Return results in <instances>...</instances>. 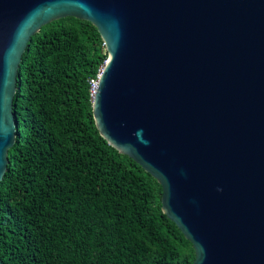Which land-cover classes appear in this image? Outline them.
I'll use <instances>...</instances> for the list:
<instances>
[{"label": "water", "instance_id": "water-1", "mask_svg": "<svg viewBox=\"0 0 264 264\" xmlns=\"http://www.w3.org/2000/svg\"><path fill=\"white\" fill-rule=\"evenodd\" d=\"M68 16L109 54L96 126L161 184L192 264H264V0H0V184L23 54Z\"/></svg>", "mask_w": 264, "mask_h": 264}, {"label": "trees", "instance_id": "trees-1", "mask_svg": "<svg viewBox=\"0 0 264 264\" xmlns=\"http://www.w3.org/2000/svg\"><path fill=\"white\" fill-rule=\"evenodd\" d=\"M90 21L34 34L18 71L17 137L0 184L4 264H192L161 184L100 134L91 79L108 59Z\"/></svg>", "mask_w": 264, "mask_h": 264}, {"label": "built area", "instance_id": "built-area-1", "mask_svg": "<svg viewBox=\"0 0 264 264\" xmlns=\"http://www.w3.org/2000/svg\"><path fill=\"white\" fill-rule=\"evenodd\" d=\"M102 69V68H101ZM101 69H100V72H101ZM99 72V74H100ZM99 74H98V77H99ZM98 77L97 78H93L91 79V90H92V94L93 92L95 91L96 87H97V84H98Z\"/></svg>", "mask_w": 264, "mask_h": 264}]
</instances>
